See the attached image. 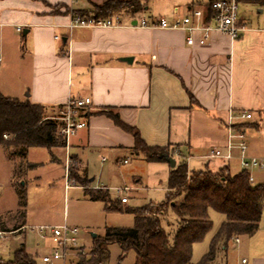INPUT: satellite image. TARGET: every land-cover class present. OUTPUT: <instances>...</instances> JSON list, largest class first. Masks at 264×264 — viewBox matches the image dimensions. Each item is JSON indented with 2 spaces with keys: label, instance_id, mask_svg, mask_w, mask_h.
<instances>
[{
  "label": "crops",
  "instance_id": "crops-1",
  "mask_svg": "<svg viewBox=\"0 0 264 264\" xmlns=\"http://www.w3.org/2000/svg\"><path fill=\"white\" fill-rule=\"evenodd\" d=\"M104 1L77 0L73 7L89 11L93 3ZM148 2L135 16L122 14L119 26L70 28L72 16L66 6L71 0H0V57L10 72L1 80L0 91L43 105L53 118L70 99L91 98L84 111L87 126L71 137L68 146L53 150L63 149L67 164L70 156L78 163L79 175L69 176L73 183H85L79 184L84 189H108L117 195V187L149 190L168 178L169 163L146 162L137 155L134 136L105 112L117 113L122 122L137 128L148 145L175 148L189 167L194 163L198 169L217 171L228 166L232 175L240 173L237 149L230 160L209 156L214 147L226 151L229 134L238 132L245 134L248 156H264V2L238 0L256 8L257 18L240 16L245 30L236 39L215 31L203 45H189L187 30L143 27L138 20L174 22L200 9L201 22L207 24L210 0H179L172 10L146 16ZM18 25L22 40L16 34ZM244 112L252 117H242ZM234 160L238 168L233 172ZM25 161L29 162L27 157ZM19 162H12L10 179L16 194L15 180L26 176V170L16 176ZM139 162L147 164L146 172ZM120 165L129 167L121 170ZM130 175L135 186L118 184ZM128 202L129 198L124 204ZM16 208L20 211L19 198L15 208L0 214ZM5 231L0 219V234ZM215 264H264L262 220L254 235L238 237L221 249Z\"/></svg>",
  "mask_w": 264,
  "mask_h": 264
},
{
  "label": "trees",
  "instance_id": "trees-1",
  "mask_svg": "<svg viewBox=\"0 0 264 264\" xmlns=\"http://www.w3.org/2000/svg\"><path fill=\"white\" fill-rule=\"evenodd\" d=\"M146 1L105 0L100 4L93 3V8L89 11L67 8L72 16H135L145 9ZM105 113L134 136L133 150L146 162H165V157L169 156L176 159V165L169 169L166 196L158 203L123 206L121 199H113L108 189L85 187L89 198L103 202L107 211L133 214L134 225L107 227L103 235L93 238L90 250L79 255L75 264H107L111 243L120 245V261L133 250L139 264H215L221 249H227L238 237L252 236L259 230L264 214V183H252L247 170L243 169L232 175L228 166L217 171L209 167L190 169L187 161L175 153V148L150 146L139 130L122 122L117 113ZM61 126L62 121L50 117L43 105L28 99L6 96L0 91V146L8 152L10 159H20L15 167L19 178L25 170L36 166L25 161L31 147H46L51 153L54 149L65 147V139L60 133ZM71 168L70 172L75 176L76 170ZM17 194L20 216L23 218L27 204L24 187L17 188ZM211 210L224 214L225 220L212 238L208 252L199 262H193L194 244L203 241L213 227ZM171 211L176 215L175 227H171L169 220ZM22 225L23 223L20 224ZM0 264L37 262L25 248H20L15 252L14 260L4 261L0 258Z\"/></svg>",
  "mask_w": 264,
  "mask_h": 264
},
{
  "label": "rangeland",
  "instance_id": "rangeland-1",
  "mask_svg": "<svg viewBox=\"0 0 264 264\" xmlns=\"http://www.w3.org/2000/svg\"><path fill=\"white\" fill-rule=\"evenodd\" d=\"M176 4H179V0H149L148 6L150 9L143 14L146 16L149 12L161 14L164 11L172 10ZM61 6L59 5L58 9H64ZM69 10L66 6V11L68 12ZM257 14L256 8L247 7L245 4L239 3V17L243 16L246 20H255ZM16 34L19 40L23 39V32L18 31ZM26 61L23 65L25 70L28 69V62ZM9 73L4 66V62H0V82ZM21 99L24 98L21 97ZM51 114L53 115V113ZM52 152L46 147H31L27 160L36 166L26 171V176L21 182L18 179L14 182L17 188L24 187L27 204L23 218L20 217V211L17 208L0 214L2 225L6 229L4 233L0 234V258L4 261L14 260L15 252L20 248H25L27 252L35 257L37 264H47L42 261V257L50 253L52 243L49 237L44 239L40 237L38 231L35 229L36 226L66 224L70 227L78 228L80 245L84 246V248H75L74 250L67 251V264H75L78 261L79 255H83L90 250L93 235H96V237L103 235L108 226L131 227L134 225L133 214L107 211L103 202L91 200L86 194L84 187L79 185L85 183H73L70 179L69 172L72 169L71 167L79 175L78 163L70 156L67 164L63 149ZM55 157L60 159V161L56 160ZM18 160L20 159L16 157L10 160L8 152L0 146L1 212L6 209L15 208L18 205L17 194L10 185V179L13 174L12 162L14 163ZM120 166L122 167L120 168L121 170L129 167L128 165ZM231 166L233 167V172L238 168L235 160L232 161ZM138 167L142 172H146L147 164L139 162ZM190 167V169H198L194 166V163L190 164ZM251 174L254 177L255 184L264 183V169H253L251 170ZM118 184L135 186L134 178L131 175L128 180L119 182ZM166 186L167 180L162 178L160 186L157 188L128 190L124 193V196L129 198V202L126 205L123 204V206H141L152 202H161L166 196ZM110 195L113 199H117L114 191H111ZM210 219L213 222V227L205 239L195 245L193 252L194 262H199L204 254L208 252L211 240L224 222L225 216L220 212L211 210ZM169 220L172 224L171 227H175L176 215L172 211L169 213ZM19 223L26 224L27 227L20 228ZM262 225H264V215ZM47 234L49 235V231ZM109 249L110 259L107 264H139L136 253L133 250L128 252L124 259L120 261L122 253L120 245L118 243H111ZM232 250L230 248V253Z\"/></svg>",
  "mask_w": 264,
  "mask_h": 264
},
{
  "label": "built area",
  "instance_id": "built-area-1",
  "mask_svg": "<svg viewBox=\"0 0 264 264\" xmlns=\"http://www.w3.org/2000/svg\"><path fill=\"white\" fill-rule=\"evenodd\" d=\"M77 0H71L70 8H74ZM210 9L212 11L211 22L203 24V11L196 9L192 15L184 16L174 22L166 19H159L155 22H149L145 18H140L139 24L143 27H161L168 29L180 28L190 32L187 37V43L194 45L195 43L203 45L211 37L212 33L217 31L229 35L232 39H236L241 31L245 30V26L239 24V2L238 0H210ZM72 16V15H71ZM122 24L120 14H114L108 18L101 17H82L75 14L72 16L70 28L79 27H114ZM17 31H22L21 26L15 27ZM199 33L197 37L196 34ZM1 62V57H0ZM92 103L90 97L83 99H70L59 111L58 119L62 121L60 133L65 139L68 146L71 137L76 135L80 129L87 126L84 118V111L87 106ZM246 119L252 117L251 113L244 112L241 115ZM7 137V135H5ZM234 139H237L235 141ZM227 150L214 147L210 151V157L223 158L230 160L233 158V150L237 149L240 153L239 160L243 169L249 172V180L254 183V177L251 174L253 169H264V156H248V143L243 132L229 134ZM129 187H117L115 191L123 203L128 201V197L124 193ZM41 238L49 237L52 243V249L49 254L42 257V261L47 264H67V251L80 249L79 229L70 227L66 224L57 226H38L35 227ZM49 231V235L47 232ZM82 253V252H81ZM246 259H243V263Z\"/></svg>",
  "mask_w": 264,
  "mask_h": 264
},
{
  "label": "water",
  "instance_id": "water-1",
  "mask_svg": "<svg viewBox=\"0 0 264 264\" xmlns=\"http://www.w3.org/2000/svg\"><path fill=\"white\" fill-rule=\"evenodd\" d=\"M24 34L26 35L27 31H25ZM121 60L130 61L132 59L131 58H122ZM165 158H166V161L169 163L171 168L175 167V165H176V159L175 158L169 157V156H166ZM93 236H95V235H93Z\"/></svg>",
  "mask_w": 264,
  "mask_h": 264
}]
</instances>
